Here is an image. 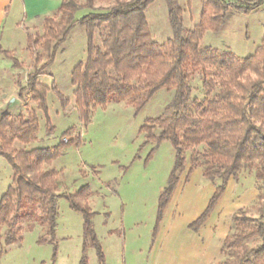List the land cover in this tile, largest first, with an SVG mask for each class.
Instances as JSON below:
<instances>
[{
    "label": "trees",
    "instance_id": "16d2710c",
    "mask_svg": "<svg viewBox=\"0 0 264 264\" xmlns=\"http://www.w3.org/2000/svg\"><path fill=\"white\" fill-rule=\"evenodd\" d=\"M95 1L61 0L56 18L43 19L41 35L27 33V49L33 54V63H40V67L27 75L25 86L17 81L18 94L30 93L46 114L37 78L50 66L70 30L75 25L82 27L87 56L73 68L71 84L74 106L83 124L95 107L110 101L126 102L138 111L158 90L173 91L164 113L147 119L140 128L145 144L168 141L174 150L168 179L158 197L155 224L162 219L188 164L190 169L200 168L209 181H217L206 208L189 224L194 230L205 221L227 181L252 168L256 201L232 215L219 264H264V36L254 54L247 57L200 46L204 34L218 33L233 10L250 13L263 6L264 0H204L199 21L191 31L183 27L178 0H164L172 37L162 44L152 40L145 15L155 0H110L111 4L100 11L94 10ZM82 9L92 11L76 19L75 14ZM0 52L13 67L20 66L11 51ZM197 74L202 81L201 98L193 97L192 80ZM56 93L63 104L68 102ZM37 131L34 113L27 119L18 115L14 121L7 113L0 117V156L12 170L11 184L0 197V254L4 247L21 242L24 227L31 230L39 226L44 231L41 241H55L61 197L56 184L59 173L44 171L41 166L58 156L68 142L31 151L12 147L14 140L30 143ZM88 196V187L84 186L63 197L83 217L81 264L87 263L90 248L96 251L98 263L104 264L91 209L84 203ZM251 208L257 217L248 214ZM155 231L156 225L152 235Z\"/></svg>",
    "mask_w": 264,
    "mask_h": 264
},
{
    "label": "rangeland",
    "instance_id": "374dc122",
    "mask_svg": "<svg viewBox=\"0 0 264 264\" xmlns=\"http://www.w3.org/2000/svg\"><path fill=\"white\" fill-rule=\"evenodd\" d=\"M59 2L12 0L0 24V50L11 51L20 62L19 67H13L12 61L0 52V108L14 97L16 102L5 113L13 121L18 115L27 119L34 113L38 125L33 141L23 144L14 140L12 147L31 151L68 142L58 156L41 166L44 171L53 169L59 173L56 184L61 197L57 203L55 241H41L44 231L39 226L31 230L24 227L21 242L4 247L0 264H81L83 217L70 208L63 196L75 194L84 186L89 190L84 203L91 209V222L104 264H147L146 253L158 197L168 179L174 150L168 141L145 144L140 128L147 119L164 113L173 91L158 90L138 111L126 102L110 101L103 107H95L88 122L83 124L74 106L71 72L76 64L86 59L87 38L85 30L75 25L50 66L37 78L45 97L46 114L31 99L30 93L19 95L17 81L25 86L27 75L40 67V63H33V54L27 49V33L41 35L43 19L56 18ZM178 2L183 27L191 31L199 21L204 0ZM110 4V0H96L94 10L100 11ZM91 11L79 10L75 17L78 19ZM145 15L153 41L162 44L172 37L164 0L151 3ZM263 36L264 4L250 13L233 10L218 33L207 31L204 34L200 46L247 57L254 54ZM192 87L193 97L201 98L200 74L192 80ZM53 89L68 102L63 104ZM189 156L190 151L187 158ZM253 171L252 168L242 170L236 179L239 188H256ZM11 181V167L0 156V197ZM248 214L258 215L252 208ZM86 264H99L92 248L87 251Z\"/></svg>",
    "mask_w": 264,
    "mask_h": 264
},
{
    "label": "crops",
    "instance_id": "0c3cea01",
    "mask_svg": "<svg viewBox=\"0 0 264 264\" xmlns=\"http://www.w3.org/2000/svg\"><path fill=\"white\" fill-rule=\"evenodd\" d=\"M11 1L0 0V24L3 12ZM216 183L206 179L200 168L190 169L189 164L186 166L162 219L155 224L154 217L146 253L147 264L220 263V250L230 231L232 215L239 209L249 207L256 200L258 192L254 187L239 188L236 180L230 178L205 221L196 230L189 228V224L206 208ZM155 225L156 231L152 235Z\"/></svg>",
    "mask_w": 264,
    "mask_h": 264
},
{
    "label": "water",
    "instance_id": "95a60500",
    "mask_svg": "<svg viewBox=\"0 0 264 264\" xmlns=\"http://www.w3.org/2000/svg\"><path fill=\"white\" fill-rule=\"evenodd\" d=\"M16 102V99L12 97L7 101L1 108H0V114H3L7 111L9 107H11Z\"/></svg>",
    "mask_w": 264,
    "mask_h": 264
}]
</instances>
